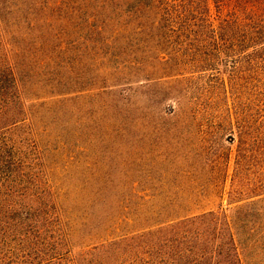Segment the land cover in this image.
Wrapping results in <instances>:
<instances>
[{"label": "trees", "instance_id": "trees-1", "mask_svg": "<svg viewBox=\"0 0 264 264\" xmlns=\"http://www.w3.org/2000/svg\"><path fill=\"white\" fill-rule=\"evenodd\" d=\"M74 3L35 6L31 14L41 28L23 35L26 46L15 42L0 10V264H251L245 250L259 248L264 228L253 222L259 212L246 210L259 201L241 206L245 213L234 221L203 211L127 232L122 225L132 212L94 223L93 200L87 212L71 209L66 200L75 187H61L45 164L43 138L55 124L38 113L46 100L67 96L64 90L85 92L78 66L89 45L97 70L111 62L119 74L153 58L147 50L252 49L264 92V0ZM228 68V78L240 71L237 64ZM255 141L263 155L261 134ZM78 229L88 243L74 244Z\"/></svg>", "mask_w": 264, "mask_h": 264}, {"label": "rangeland", "instance_id": "rangeland-1", "mask_svg": "<svg viewBox=\"0 0 264 264\" xmlns=\"http://www.w3.org/2000/svg\"><path fill=\"white\" fill-rule=\"evenodd\" d=\"M73 1L81 0H0V10L15 42L26 46L23 35L41 28L35 6ZM83 55L85 92L64 90L38 113L55 124L43 138L49 176L75 187L67 206L83 213L93 200L94 223L132 212L122 225L127 232L203 211L234 221L245 213L241 206L259 201L246 211H258L253 222L264 228V150L255 141L259 134L264 141V92L252 49L147 50L153 58L122 74L111 62L97 70L93 45ZM232 63L240 71L228 78ZM76 231L74 244L88 243ZM260 238L259 248L245 250L251 264H264Z\"/></svg>", "mask_w": 264, "mask_h": 264}]
</instances>
